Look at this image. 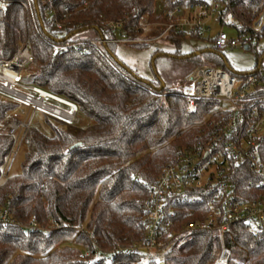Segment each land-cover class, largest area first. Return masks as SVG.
I'll return each instance as SVG.
<instances>
[{
	"label": "trees",
	"instance_id": "1",
	"mask_svg": "<svg viewBox=\"0 0 264 264\" xmlns=\"http://www.w3.org/2000/svg\"><path fill=\"white\" fill-rule=\"evenodd\" d=\"M155 1L8 0L5 21H0V57L8 61L16 55L23 31L38 61L30 82L75 103L81 122L48 113L55 120L46 118L50 134L32 124L22 148V172L7 180L2 179V171L15 139L0 132V208L9 207L19 222L0 225V264L141 263L146 253L118 249L130 247L144 236L143 205L150 187L165 164L175 161L179 151L195 141L216 106L210 100L198 101L195 114H189L182 92L185 77L200 65L222 68L245 79L257 77V94L264 96V47L259 50L258 45L264 38V25L262 36L251 33L247 50L255 51L256 64L249 72L234 70L226 50H218L211 35L187 38L170 33L162 38L174 50H155L153 78L115 60L116 47L125 44L101 43L97 47L87 42L142 37L145 31L139 28V21L145 14L154 17ZM187 1L164 0V4L184 5ZM52 10L57 14L50 15ZM231 10L237 23L252 25L264 11V0H231ZM55 19L63 24L62 30L55 28ZM154 19L159 21L160 15ZM111 23L123 27L113 32L108 26ZM161 31L152 30L151 36L155 38ZM187 39L201 44L186 51L183 43ZM59 41L84 43L62 53L53 47ZM134 45L148 49L146 43ZM18 107L0 101V120ZM251 171L249 166L239 169L233 181L244 188L252 178ZM33 219L36 229L28 227ZM181 238L160 252L161 263L153 258L150 264H213L224 246L217 231L186 235L188 240L182 245ZM225 245L231 253L229 264H264V240L244 226H233Z\"/></svg>",
	"mask_w": 264,
	"mask_h": 264
},
{
	"label": "built area",
	"instance_id": "2",
	"mask_svg": "<svg viewBox=\"0 0 264 264\" xmlns=\"http://www.w3.org/2000/svg\"><path fill=\"white\" fill-rule=\"evenodd\" d=\"M8 4V0H0L1 22L5 21ZM56 14L54 10L50 11V15ZM229 16L233 22L228 21ZM144 17L139 21L140 29L145 27ZM213 22L220 26L219 32L213 37L218 50L246 51L252 44V32L262 36L264 11L252 25H247L244 22L237 23L232 14L231 0H188L184 5L174 6L164 4L160 20L154 24L162 31L154 40L170 33L187 38H206L212 32ZM230 23L239 25L233 26L236 36H229L223 30ZM54 25L57 30L63 29L58 19H55ZM108 26L117 32L123 24L111 23ZM87 42L100 47L101 43L146 41L121 38ZM83 43L59 41L53 47L56 51L66 53ZM37 67L38 61L31 41L20 31L16 55L8 61L0 57V101L24 104L33 110L25 121L13 114L0 120V132L15 139L6 169L2 171L3 180L11 176V169L21 153L37 109L75 124L81 122L80 110L75 103L30 82L36 75ZM259 86L260 80L255 76L245 79L209 65L196 67L185 78L182 92L188 101L189 114H195L198 101L210 100L216 106L207 115L205 126L195 141L182 148L175 161L165 164L150 187V196L143 205L146 214L144 236L132 246L118 249L122 252L146 253L145 260L135 264H150L153 258L156 263H161V251L178 237H182L180 245L184 244L188 240L185 236L196 232L217 231L220 234L224 246L213 264H229L231 253L225 240L231 235L233 226H244L253 236L264 240V96L257 94ZM47 101L66 107L70 112L51 106ZM248 166L252 170V178L241 188L233 181V177L239 169L241 171ZM202 206L203 209L199 210ZM197 215L199 219L183 221ZM0 225H19L9 207L0 208ZM28 227L37 228L35 219ZM86 256L82 255V258Z\"/></svg>",
	"mask_w": 264,
	"mask_h": 264
},
{
	"label": "rangeland",
	"instance_id": "3",
	"mask_svg": "<svg viewBox=\"0 0 264 264\" xmlns=\"http://www.w3.org/2000/svg\"><path fill=\"white\" fill-rule=\"evenodd\" d=\"M164 7V0H156L154 3V17L155 15H161ZM146 17H144V23L145 27L143 30L145 31L143 36L138 38V40H145L146 46L148 49L145 50H139L138 47H136L135 43H128L125 45H118L116 47V55L117 58L123 61L129 68L132 70H135L140 75L147 77V78H153V71L151 69V62L152 57L156 49H164L167 51H173L174 46L171 42H169L167 39H156L159 35H157L155 38L154 35L151 36V31H158V27H155V23L158 21L154 19V17L151 14H145ZM229 22H233L232 17H228ZM212 32L211 36L214 37L217 35V33L220 30V26L217 25L215 22L211 24ZM223 30L229 35V36H236L237 32L234 27L230 25H225ZM198 44H201V42H193L190 40H186L183 43V49L186 51H189L190 49L195 48L198 46ZM259 50H261L264 47V38L261 39L258 42ZM225 56L227 57L231 67L239 72H249L254 69L256 64V54L253 50H246V51H236L233 49H228L224 51ZM180 75V74H179ZM24 76V75H23ZM186 78V77H185ZM24 83H28L27 80H22ZM1 82V81H0ZM185 84V79L184 83ZM47 103L51 106L60 108L62 110H65L66 112H70V110L66 107H63L57 103H54L52 101H47ZM33 109L31 107L19 104L18 109L13 113L15 117L20 119L21 121H25L30 116ZM50 117L51 122H54V118L48 115V113L43 112L41 110H36L35 114L33 116L32 124L33 126L37 127L39 130L43 131L46 134L51 133L50 127L46 124V118ZM81 118V117H80ZM85 120L84 118H82ZM31 124V125H32ZM25 152L24 150L21 151L20 155L17 157V159L14 162V165L11 169V178L19 176L22 172V165L24 160ZM6 169L3 168V170ZM3 180L1 179L0 182Z\"/></svg>",
	"mask_w": 264,
	"mask_h": 264
},
{
	"label": "water",
	"instance_id": "4",
	"mask_svg": "<svg viewBox=\"0 0 264 264\" xmlns=\"http://www.w3.org/2000/svg\"><path fill=\"white\" fill-rule=\"evenodd\" d=\"M35 2H36V0H35ZM62 41H63V40H62ZM199 54H200V53H197V55H199ZM114 58H115L116 61H119L118 58H116V57H114ZM154 59H155V58H154ZM153 67H154V65H153ZM162 87H164V85H163ZM78 145H80V144H76L75 146H78Z\"/></svg>",
	"mask_w": 264,
	"mask_h": 264
},
{
	"label": "bare ground",
	"instance_id": "5",
	"mask_svg": "<svg viewBox=\"0 0 264 264\" xmlns=\"http://www.w3.org/2000/svg\"><path fill=\"white\" fill-rule=\"evenodd\" d=\"M8 74L11 75V76L15 75L14 73H8Z\"/></svg>",
	"mask_w": 264,
	"mask_h": 264
}]
</instances>
